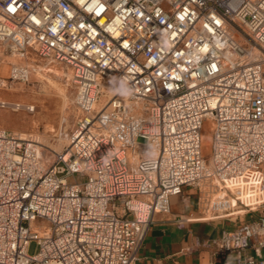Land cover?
<instances>
[{
    "label": "built area",
    "instance_id": "1",
    "mask_svg": "<svg viewBox=\"0 0 264 264\" xmlns=\"http://www.w3.org/2000/svg\"><path fill=\"white\" fill-rule=\"evenodd\" d=\"M0 44L20 60L2 86L34 52L70 69L80 111L52 159L0 127V264H135L186 187L250 215L218 249L264 264V0H0Z\"/></svg>",
    "mask_w": 264,
    "mask_h": 264
},
{
    "label": "rangeland",
    "instance_id": "2",
    "mask_svg": "<svg viewBox=\"0 0 264 264\" xmlns=\"http://www.w3.org/2000/svg\"><path fill=\"white\" fill-rule=\"evenodd\" d=\"M26 61L33 68L30 80L8 82L6 86H2L1 79L8 78L12 64L20 60L7 46L0 44V100L31 105L34 108L32 111L26 107L0 105V127L12 134L30 137L40 142L45 156L52 159L56 151L62 150L68 144L69 135L80 117L76 105V90L71 82V71L67 66L43 58L34 52ZM211 142L212 122L207 119L203 126L206 155L210 152ZM78 177L79 175L74 179ZM194 191H196L194 195L197 196L199 191L195 188ZM205 192L210 193L209 196H216L219 193L213 186L204 187L202 195ZM220 195L222 196V193ZM46 224L43 220L36 222L38 226ZM37 251L38 245L33 241L29 253L35 254Z\"/></svg>",
    "mask_w": 264,
    "mask_h": 264
},
{
    "label": "crops",
    "instance_id": "3",
    "mask_svg": "<svg viewBox=\"0 0 264 264\" xmlns=\"http://www.w3.org/2000/svg\"><path fill=\"white\" fill-rule=\"evenodd\" d=\"M195 192L186 187L183 196L171 198L170 212L154 215L135 264H237L239 259L256 254L253 248L240 255L219 251L218 240L223 234L238 228L250 215L214 216ZM242 209L234 203V210ZM261 252L264 254V249Z\"/></svg>",
    "mask_w": 264,
    "mask_h": 264
},
{
    "label": "bare ground",
    "instance_id": "4",
    "mask_svg": "<svg viewBox=\"0 0 264 264\" xmlns=\"http://www.w3.org/2000/svg\"><path fill=\"white\" fill-rule=\"evenodd\" d=\"M0 105L1 106H6V105H10L12 107H15V108H21V107H26V109L28 110H32L33 111V107L31 105H24V104H21V103H10V102H6V101H3V100H0ZM101 107V106H99ZM147 108L145 107V105L141 102H138L135 104L134 106V110H136L137 113H139V115H143L142 112H144ZM210 193L208 192H205L204 196H209Z\"/></svg>",
    "mask_w": 264,
    "mask_h": 264
}]
</instances>
